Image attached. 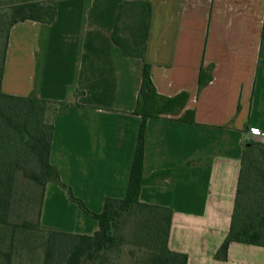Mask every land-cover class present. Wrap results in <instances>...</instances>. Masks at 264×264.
I'll return each instance as SVG.
<instances>
[{
  "label": "crops",
  "instance_id": "0c3cea01",
  "mask_svg": "<svg viewBox=\"0 0 264 264\" xmlns=\"http://www.w3.org/2000/svg\"><path fill=\"white\" fill-rule=\"evenodd\" d=\"M125 0H55L54 21L24 20L10 32L3 90L35 91L62 102L55 116L51 162L93 212L127 193L142 116L135 113L145 62L157 91L188 93L179 115L147 120L140 200L173 209L168 245L187 264H264V246L227 236L244 145L264 140V0H149L145 59L125 55L113 39ZM212 79L199 90L202 67ZM187 109L195 121H182ZM252 127L260 134L250 133ZM57 182L46 186L41 221L93 234L98 220ZM68 209L64 219V208Z\"/></svg>",
  "mask_w": 264,
  "mask_h": 264
},
{
  "label": "trees",
  "instance_id": "16d2710c",
  "mask_svg": "<svg viewBox=\"0 0 264 264\" xmlns=\"http://www.w3.org/2000/svg\"><path fill=\"white\" fill-rule=\"evenodd\" d=\"M8 1L0 19V231L10 229L9 238L13 242L20 228L44 227L47 245L43 264H110L108 255L124 241V237L119 238L120 242L116 236L120 219H135L138 213L147 211L151 216L147 218L149 224L144 235L150 239L154 264H187L188 254L171 250L168 245L173 209L141 201L140 192L144 183L155 182L159 174L150 179L143 175L147 120L165 114L179 115L186 106L188 93L173 97L160 94L152 80L151 65L144 63L135 109V113L142 116V122L126 196L107 197L101 212L91 211L61 181L58 168L51 162L55 116L62 102L41 98L35 91L28 95L10 94L2 87L11 28L28 19L50 23L57 15L56 7L45 0ZM151 13L149 0H125L120 4L112 35L125 55L145 59ZM260 56L264 57V24ZM211 71L212 66L201 68L199 90L212 79ZM179 119L194 122V110H185ZM23 179L41 187L39 198L32 197L29 189L25 190L27 183H23ZM49 182L68 187L70 198L98 220L99 229L95 233L69 232L44 226L40 221L33 224L27 219H16L23 201L27 207L37 199L41 217ZM231 242L264 246V140L252 138L244 145L230 229L215 254L217 259L228 258ZM1 255L5 256V264H12L10 251L0 248V260Z\"/></svg>",
  "mask_w": 264,
  "mask_h": 264
},
{
  "label": "rangeland",
  "instance_id": "374dc122",
  "mask_svg": "<svg viewBox=\"0 0 264 264\" xmlns=\"http://www.w3.org/2000/svg\"><path fill=\"white\" fill-rule=\"evenodd\" d=\"M55 0H45V2H54ZM8 0H0V19L4 16L7 7L9 5ZM4 26V24H3ZM4 38V36H3ZM258 139L251 137L250 139ZM23 183L26 184L25 190L29 189V194L39 198L41 193V187L34 184H30L28 180L23 179ZM76 204V201L73 200ZM17 211L16 219H27L33 224L41 222L39 216V202L38 199L34 201L30 206L26 207V202H22ZM79 205V204H78ZM43 207V206H42ZM68 209L64 208V219H67ZM150 215L147 211L145 213L137 214V218L124 217L121 218L117 226V239L124 237L123 243L119 248H115L113 252L108 255L110 264H154L152 250L150 247V239L144 235L147 230L148 221L147 218ZM151 216V215H150ZM46 226V225H44ZM11 230L0 231V248L3 251H10L12 253V264H43L45 258V249L47 245V231L44 227L34 225L29 229L24 230L20 228L17 230L16 237L13 242L10 241ZM149 245V246H148ZM1 263L5 264V256L1 255Z\"/></svg>",
  "mask_w": 264,
  "mask_h": 264
},
{
  "label": "built area",
  "instance_id": "2783aa9c",
  "mask_svg": "<svg viewBox=\"0 0 264 264\" xmlns=\"http://www.w3.org/2000/svg\"><path fill=\"white\" fill-rule=\"evenodd\" d=\"M250 133L254 134V135H257V134H260V130L258 128L252 127L250 129Z\"/></svg>",
  "mask_w": 264,
  "mask_h": 264
}]
</instances>
